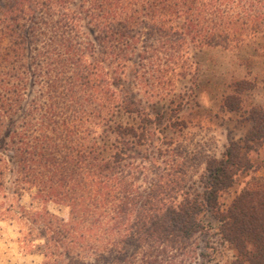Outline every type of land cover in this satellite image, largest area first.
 Instances as JSON below:
<instances>
[{
  "label": "trees",
  "instance_id": "1",
  "mask_svg": "<svg viewBox=\"0 0 264 264\" xmlns=\"http://www.w3.org/2000/svg\"><path fill=\"white\" fill-rule=\"evenodd\" d=\"M258 38L264 40V0L7 5L0 17V142L13 156L0 153V193L10 174L17 188L36 190L45 207L32 216L44 240L43 264H193L200 254L189 242L209 233L207 212L241 263L264 264V184L221 202L254 169L264 107H251V129L219 156L178 139L196 89L194 56ZM185 81L192 87L178 94ZM29 84L38 97L27 102ZM252 87L236 81L223 109L239 112ZM50 203L67 207L68 218L51 214Z\"/></svg>",
  "mask_w": 264,
  "mask_h": 264
},
{
  "label": "rangeland",
  "instance_id": "2",
  "mask_svg": "<svg viewBox=\"0 0 264 264\" xmlns=\"http://www.w3.org/2000/svg\"><path fill=\"white\" fill-rule=\"evenodd\" d=\"M11 2L12 0H0V17ZM194 61L197 63L196 89L188 108L182 114L186 128L178 139L184 141L183 145L189 146L191 151L204 149L219 156L225 145L231 141L243 140L251 129V107H264V40L258 38L236 49L207 48L197 53ZM238 80L252 81L253 87L244 92L241 110L228 112L223 109L224 98L233 90L234 83ZM191 87V82L181 83L178 94L186 93ZM35 97H38V88L29 84L25 98L28 102ZM167 136L176 137L172 131H168ZM253 147L256 150L252 154L254 169L243 174L234 188L222 195L221 202L224 206L229 205L252 183L264 184V140L253 142ZM2 152L4 145L0 142V153ZM4 153L8 157L13 156L10 151ZM203 171L201 169L199 174ZM195 180L200 189L198 176H195ZM35 195V189L17 188L14 175L8 176L5 189L0 193V264L44 263V240L37 236L40 223L35 226L32 216L45 207L38 203ZM46 209L61 218L67 219L69 216V209L63 205L50 203ZM203 219L210 229L208 234L194 235L189 242L191 248L197 249L200 254V257L195 255L193 264H247L240 262L230 245L221 242L217 230L218 221L211 212L205 213ZM194 243L198 244L197 248Z\"/></svg>",
  "mask_w": 264,
  "mask_h": 264
}]
</instances>
